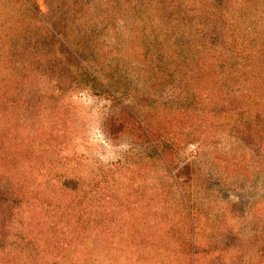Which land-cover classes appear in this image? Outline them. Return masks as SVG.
<instances>
[{"label":"trees","instance_id":"1","mask_svg":"<svg viewBox=\"0 0 264 264\" xmlns=\"http://www.w3.org/2000/svg\"><path fill=\"white\" fill-rule=\"evenodd\" d=\"M77 1L86 4L85 0ZM52 2H48V13L40 16L37 8H31L30 18L25 20L28 23H21L18 12L9 4L5 9L0 0V264H70L67 252L86 236L79 225H88L92 220L85 219V209L95 207V202H86L85 191L78 187L96 188V198L102 194L106 200L116 188V198L128 203L127 192H123L125 196L119 193L128 183L118 176L128 168L127 163L120 160L102 167L96 170L95 184L89 180L81 184V173L70 169L61 155L66 145L63 123L43 118L49 103L59 101L61 96V89H48L52 87L50 79L63 69L62 58L55 56L52 49L59 45L64 53L69 52L66 36L61 37L65 26L55 28L51 22L63 0ZM126 6H156L163 28L157 36L148 29L150 35L145 43L138 44V39L130 38L125 42L119 38L114 43L124 46L128 57L136 56L142 61L136 65L138 78L130 82L123 79L114 86V76L108 78L99 70L112 52L103 45L105 58L96 64V89H107L113 107L104 129L113 140L127 137L131 149L140 150L134 168L129 166L133 180L144 181L150 173L157 175L155 164H161L164 171L157 179L171 182L161 191L177 189L180 203L190 215L194 206H189L185 190L180 188L179 192L178 186H183L182 178L186 184L193 180L192 165L177 171L176 144L170 139L174 137L157 126L154 119L159 116L144 105L155 106L161 101L142 90L155 93L160 85L165 86L166 70L188 71L192 87L199 97L206 98V104L200 98L192 105L182 94L167 100H175V107L168 110L176 118L195 113L202 121L190 124V128L181 126L178 137L187 133L183 129L195 131L201 124L210 123L211 129H220L219 116H223L222 127L233 137L241 138L239 134L251 131L264 137V0H96V26L109 27L112 21L117 26L114 16ZM131 18L121 22L129 26ZM101 34L103 38L107 36L104 30ZM48 38L58 45L51 44ZM99 43L105 44L102 40ZM72 58L76 64L81 62L75 54ZM39 71L50 79L35 80L34 74ZM145 71H151V79L142 76ZM247 167L250 172L244 173L246 182L264 181V159ZM225 178L218 180L226 183ZM76 191L79 195L70 197ZM153 191L161 193L157 188ZM141 192L140 186L133 188L134 194ZM263 201L264 198L258 202ZM189 223L194 230L195 224ZM191 239L190 248L194 244Z\"/></svg>","mask_w":264,"mask_h":264},{"label":"rangeland","instance_id":"2","mask_svg":"<svg viewBox=\"0 0 264 264\" xmlns=\"http://www.w3.org/2000/svg\"><path fill=\"white\" fill-rule=\"evenodd\" d=\"M1 1L5 9L9 4L18 12L16 16L21 23H28L25 20H29L31 8H37L40 16L48 13L49 3L52 2ZM85 1L86 4H80L77 0H63L61 5H57L56 17L52 18L53 27L65 26L61 37L66 36L67 40L64 41L69 42V52L64 53L58 43L48 38L51 44L58 45L54 46L52 52L62 58L63 69L51 79L48 78L52 85L48 89H61V96L59 101L53 100L55 106L49 103L43 111V118L63 123L66 145L61 155L70 169L81 173V184L88 180L95 184L96 170L120 160L125 161L128 168L118 176L123 177L128 185L119 193L125 196V191L129 197L128 203L116 198L117 189L114 188L113 196L106 200L102 194L96 198V188L89 185L78 187L85 191L86 202H95V207L85 209V219L92 220L88 225L87 222L79 225L80 232L86 236L67 252L70 264H264V201L258 202L264 198V181L253 182L255 179H252L246 182L244 177V173L250 172L248 164L264 159V137H258V133L253 131L239 134L241 138L233 137L222 127L223 116L218 118L221 121L218 130L211 129L210 123L201 124L195 131L183 129L187 133L178 137L181 126L190 128V124H200L202 121L195 113H184L186 115L176 118L170 114L175 100H167L175 94L176 97L182 94L184 99L195 105L201 97L192 87L188 71L174 73L166 70L165 86L160 85L155 93L148 89L145 93L142 90L145 88L141 90L143 94L158 96L161 101H157L155 106L144 105L159 116L154 119L157 126L174 137L170 139L176 144L175 155L178 154L179 159L177 171L192 165L193 180L190 184H186L184 178L181 182L178 180L183 185L178 188L179 192L180 188L185 190L186 194L183 195H186L189 206H194V210L187 215L177 189L165 193L161 191L171 185V182L167 184L160 177L157 179L164 171L161 164H155L154 172L157 175L150 173L144 181L139 178L134 181L129 166L132 168L135 165L140 150H132L127 137L113 140L105 132V123L113 107L107 89H96V64L105 58L102 55L104 45L112 52L99 70L108 78L114 76L112 85L115 86L114 83L119 80L130 82L134 77L138 78L136 65L142 61L136 56L128 57L124 53V46L117 47L114 43L119 38L123 42L130 38L138 39V44L145 43L150 28L154 36L161 32L162 16L156 6L150 9L126 6V9L122 7L119 10L120 15L116 13L114 16L119 22L117 26L114 21L110 22L109 27L102 24L96 26V0ZM114 11L117 9L114 8ZM127 17L133 20L129 26L121 22ZM103 30L106 31L105 38L101 34ZM100 40L105 44H100ZM73 54L80 63L76 64ZM141 74L148 79L153 76L151 71ZM34 78L42 82L48 80L41 71L36 72ZM59 79H63V83H56ZM201 99L205 103L206 98ZM255 152L261 153L258 155ZM222 175L226 177V183L219 182L218 178H223ZM138 185L142 191L139 195L133 193V188L138 189ZM154 188L161 192L160 195L159 192L154 193ZM79 193L71 192L70 197ZM70 218L68 216L67 219ZM189 220L196 226L192 231L188 227ZM87 236L89 239H86ZM190 239L194 242L192 248L189 246Z\"/></svg>","mask_w":264,"mask_h":264}]
</instances>
